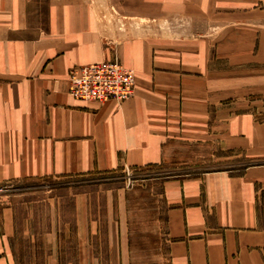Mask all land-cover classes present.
Instances as JSON below:
<instances>
[{
	"label": "crops",
	"instance_id": "obj_1",
	"mask_svg": "<svg viewBox=\"0 0 264 264\" xmlns=\"http://www.w3.org/2000/svg\"><path fill=\"white\" fill-rule=\"evenodd\" d=\"M120 5L122 15L180 16L194 27L117 38L98 23L92 0H0V185L152 167L178 146L216 144L242 160L239 170L161 182L166 264H264V0ZM109 38L120 40L117 60L135 74L132 96L119 104L73 99L68 71L113 59ZM106 197L101 212L88 194L73 195L77 252L67 260L129 264L124 193ZM57 207L36 229L0 196V264H16L21 227L40 249L34 259L59 264L71 230ZM101 214L105 259L93 242Z\"/></svg>",
	"mask_w": 264,
	"mask_h": 264
},
{
	"label": "rangeland",
	"instance_id": "obj_2",
	"mask_svg": "<svg viewBox=\"0 0 264 264\" xmlns=\"http://www.w3.org/2000/svg\"><path fill=\"white\" fill-rule=\"evenodd\" d=\"M98 8V23L108 31L118 35L140 30L153 29H190L193 21L184 17H154L145 11L142 17L122 15L120 0H92ZM103 28V29H104ZM105 30V29H104ZM116 37V36H115ZM120 40H106L111 58H116L115 46ZM108 43V44H107ZM104 59H106L104 57ZM242 160L228 151H221L216 144L209 146H178L170 153L163 164L131 168L109 174H94L75 178H47L14 181L0 185V196L8 200L16 210L20 222L32 220L36 229L42 228L54 205L60 210L61 219L66 221L70 230L73 228V195L86 193L91 200L92 211H104L106 194L109 191L124 193V201L128 216L129 230V264L167 263L166 242L163 228V202L160 197L161 182L166 177L197 174L205 171L228 169L237 171ZM61 220V221H62ZM100 235L96 240V251L102 259L106 257L105 219L100 217ZM18 226H22L18 223ZM42 231V230H41ZM40 231V232H41ZM62 244V259L59 264H77L67 260L76 256L75 236L72 234ZM63 241V239H62ZM95 245V244H94ZM37 248V247H36ZM13 250L16 264H44L34 259L33 249L28 235L19 228L14 237ZM106 260L102 261L105 264Z\"/></svg>",
	"mask_w": 264,
	"mask_h": 264
},
{
	"label": "built area",
	"instance_id": "obj_3",
	"mask_svg": "<svg viewBox=\"0 0 264 264\" xmlns=\"http://www.w3.org/2000/svg\"><path fill=\"white\" fill-rule=\"evenodd\" d=\"M67 78L70 96L82 102L122 103L132 96L135 84L133 70L125 68L116 58L74 66Z\"/></svg>",
	"mask_w": 264,
	"mask_h": 264
}]
</instances>
